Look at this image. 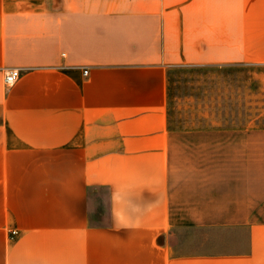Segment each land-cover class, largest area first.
I'll return each mask as SVG.
<instances>
[{
	"label": "crops",
	"instance_id": "obj_1",
	"mask_svg": "<svg viewBox=\"0 0 264 264\" xmlns=\"http://www.w3.org/2000/svg\"><path fill=\"white\" fill-rule=\"evenodd\" d=\"M204 64H264V0H0V264H264V219L172 208L168 71Z\"/></svg>",
	"mask_w": 264,
	"mask_h": 264
},
{
	"label": "rangeland",
	"instance_id": "obj_2",
	"mask_svg": "<svg viewBox=\"0 0 264 264\" xmlns=\"http://www.w3.org/2000/svg\"><path fill=\"white\" fill-rule=\"evenodd\" d=\"M168 115L179 219H264V64L171 67Z\"/></svg>",
	"mask_w": 264,
	"mask_h": 264
},
{
	"label": "built area",
	"instance_id": "obj_3",
	"mask_svg": "<svg viewBox=\"0 0 264 264\" xmlns=\"http://www.w3.org/2000/svg\"><path fill=\"white\" fill-rule=\"evenodd\" d=\"M83 73L86 74L87 73V69L83 70ZM20 74V68H10L6 71L5 75H4V82L6 85H12L16 79L19 77ZM15 231H12V234H14Z\"/></svg>",
	"mask_w": 264,
	"mask_h": 264
},
{
	"label": "trees",
	"instance_id": "obj_4",
	"mask_svg": "<svg viewBox=\"0 0 264 264\" xmlns=\"http://www.w3.org/2000/svg\"><path fill=\"white\" fill-rule=\"evenodd\" d=\"M203 66H207V67H212V66H223V65H218V64H204V65H178V66H174L176 68H184V67H203ZM169 116V115H168ZM170 122V119L168 117V124ZM205 129H209V128H205Z\"/></svg>",
	"mask_w": 264,
	"mask_h": 264
}]
</instances>
